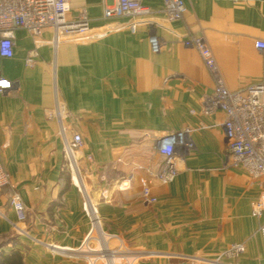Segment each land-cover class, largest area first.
I'll list each match as a JSON object with an SVG mask.
<instances>
[{"label": "crops", "instance_id": "1", "mask_svg": "<svg viewBox=\"0 0 264 264\" xmlns=\"http://www.w3.org/2000/svg\"><path fill=\"white\" fill-rule=\"evenodd\" d=\"M115 1L69 0V19L88 20L85 34L63 37L54 47L51 30L34 37L18 29L12 57L0 59V77L13 83L0 94V161L11 182L0 190V264H14L16 257L15 264H85L56 249L78 247L88 232L58 122L46 116L56 99L69 135L82 137L85 190L104 228L122 245L194 255L195 264H210L240 243L244 253L224 264H264L258 232L264 214L260 220L250 214L264 193V178L254 182L230 166L224 115L204 106L214 80L198 52L183 44L201 37L230 91L264 80V51L255 48L264 42V0H183L186 11L177 21L161 0H139L150 14L133 21L134 33L128 18L102 17ZM151 35L164 42L157 54ZM180 130L190 148L177 160L175 180L160 185L150 176L163 160L155 138ZM125 179L129 188L118 190ZM144 180L154 203L142 196ZM13 192L24 205V222L10 207ZM138 264L182 263L159 256Z\"/></svg>", "mask_w": 264, "mask_h": 264}, {"label": "built area", "instance_id": "2", "mask_svg": "<svg viewBox=\"0 0 264 264\" xmlns=\"http://www.w3.org/2000/svg\"><path fill=\"white\" fill-rule=\"evenodd\" d=\"M163 10L170 20L183 18L186 11L183 0H161ZM69 0H0V59L11 58L13 55L14 33L18 29L25 30L36 37L43 30L53 33V46L59 43L60 36L85 34L89 30L88 20L69 19ZM150 9L139 0H116L106 6L102 17L106 20L128 18L131 21L130 30L135 32L134 20L146 17ZM153 54H157L164 42L155 35L149 37ZM184 46L195 49L202 59L206 69L214 80L213 92L204 100L207 111H220L224 115L223 133L229 164L241 168L252 181L258 182L264 178V80L249 84L246 87L230 91L226 88L218 71L213 56L201 37H188L183 40ZM259 52L264 51V42H255ZM28 57L27 64H32ZM13 83L0 77V94L11 90ZM49 119L58 122V134L62 140L63 156L68 166L72 185L81 194V208L90 227L80 245L76 248H56L70 258L81 259L85 264H127V253L118 236L107 234L101 228V219L96 206L91 202L80 177L77 157L82 148V137L78 132H71L65 126V109L56 99L54 106L46 110ZM155 147L163 160L155 173H150L152 179L160 185L172 183L177 176V160L183 150L190 146L187 142L186 130L163 134L155 138ZM11 188L9 175L0 161V190ZM129 188V180L125 179L117 185L120 191ZM142 196L146 202L154 203L149 181H143ZM10 207L15 212L17 221L24 222L26 211L17 193L10 196ZM250 214L260 220L264 214V193L251 204ZM258 232L264 247V221L258 226ZM112 241H117L114 245ZM245 251L243 244L229 245L222 253L223 258L236 260ZM128 254H130L128 252Z\"/></svg>", "mask_w": 264, "mask_h": 264}, {"label": "rangeland", "instance_id": "3", "mask_svg": "<svg viewBox=\"0 0 264 264\" xmlns=\"http://www.w3.org/2000/svg\"><path fill=\"white\" fill-rule=\"evenodd\" d=\"M66 36H68V35L60 36L59 42H60V40L63 37H66ZM53 37L54 36H53V33H52V40H53ZM84 159L86 161L90 162L91 157L90 156H85ZM65 166H66V168H67V170L69 172V175L71 176L70 170H69L68 166L66 165V162H65ZM77 166H78L80 177H81V180H82V183H83V186H84V182H83L84 179H83V175H82V172H81V168L79 166V155L77 157ZM99 217H100V215H99ZM89 227H90V224L88 222V229H89ZM101 228L107 234L117 236V234H114V233H111V232L107 231L104 228V225L102 224V222H101ZM12 229L14 231H17L16 224H12ZM123 244H124L123 245L124 246L123 250L125 251V253H127V256L124 257V258H127L126 259L127 260V264H138L139 262H150L153 258H156V257H159V256L165 257V258H170L171 260H174L175 262H181L182 264H195L196 261H198V258L196 259V256H194V255L179 254V253H174V252H171V253L161 252V251L156 250V249H135L132 246H129L126 242H124ZM114 245H115V243H114ZM225 249L222 252H220L219 254H217V256L215 258H212L211 259L212 263H210V264H224V258L222 256V253L225 251ZM128 252L130 254H128ZM199 260H203V259L200 258ZM208 261L210 262V260L206 261L207 264L209 263ZM119 262L120 261L117 260L116 264L119 263ZM121 264H123V261L121 262Z\"/></svg>", "mask_w": 264, "mask_h": 264}, {"label": "trees", "instance_id": "4", "mask_svg": "<svg viewBox=\"0 0 264 264\" xmlns=\"http://www.w3.org/2000/svg\"><path fill=\"white\" fill-rule=\"evenodd\" d=\"M0 257H1V254H0ZM15 257H16V256H15ZM9 258H11V256H10ZM7 259H8V258H4L5 261H7ZM16 259H17V257H16L15 259H12V258H11V260H12V262H13L14 264L17 263Z\"/></svg>", "mask_w": 264, "mask_h": 264}]
</instances>
